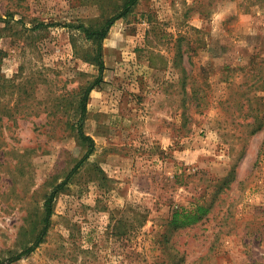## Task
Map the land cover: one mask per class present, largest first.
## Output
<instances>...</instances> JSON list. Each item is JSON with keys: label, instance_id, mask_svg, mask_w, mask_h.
Listing matches in <instances>:
<instances>
[{"label": "rangeland", "instance_id": "obj_1", "mask_svg": "<svg viewBox=\"0 0 264 264\" xmlns=\"http://www.w3.org/2000/svg\"><path fill=\"white\" fill-rule=\"evenodd\" d=\"M123 1L0 0V262L56 189L9 264H264V0H137L101 73Z\"/></svg>", "mask_w": 264, "mask_h": 264}, {"label": "trees", "instance_id": "obj_2", "mask_svg": "<svg viewBox=\"0 0 264 264\" xmlns=\"http://www.w3.org/2000/svg\"><path fill=\"white\" fill-rule=\"evenodd\" d=\"M137 0H124L122 9L118 10L115 14L107 17L103 24H101L98 27H87L84 24H79L78 27L82 29V31L86 34V36L93 41L95 44L94 48V60L96 61L100 72H103V69L105 67L104 59H103V41L106 38L110 28L113 26V24L121 17H124L129 13L131 8L136 4ZM0 20H3V17L0 15ZM48 25L46 23L40 22L34 25V29H38L42 26ZM99 80L95 81L94 83H91L88 85L82 92L81 99L79 101V111L81 114V117L84 118L87 113V103L89 99V95L91 91L94 89L95 85H97ZM82 123H79L78 125V136L82 141H90L91 144L93 143V140L91 137L86 135L83 131ZM91 150L88 149V152H86L84 158H88ZM79 164L73 169L75 170ZM57 190L55 189L47 198L46 205H45V216L43 220V227L39 234L37 235L34 243L28 247H26L23 251L16 255H12L9 257L6 261L0 262V264H9L15 260L20 259L24 255L30 254L35 248L43 241L45 234L47 233V230L49 228L50 224V218L53 214V200L56 196ZM208 211L207 207L198 206L197 208L193 210H189L185 207H182L180 210H177L172 217V222L179 226V227H185L191 224H194L198 222L203 215Z\"/></svg>", "mask_w": 264, "mask_h": 264}]
</instances>
